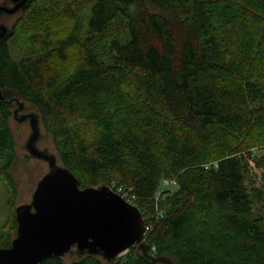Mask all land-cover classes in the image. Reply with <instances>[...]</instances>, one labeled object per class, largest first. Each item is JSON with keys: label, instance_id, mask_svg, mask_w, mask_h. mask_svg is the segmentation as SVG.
Listing matches in <instances>:
<instances>
[{"label": "trees", "instance_id": "1", "mask_svg": "<svg viewBox=\"0 0 264 264\" xmlns=\"http://www.w3.org/2000/svg\"><path fill=\"white\" fill-rule=\"evenodd\" d=\"M31 3L10 29L20 56L0 39V247L17 225V98L81 188L129 190L150 226L147 254L39 264H264V0Z\"/></svg>", "mask_w": 264, "mask_h": 264}, {"label": "water", "instance_id": "2", "mask_svg": "<svg viewBox=\"0 0 264 264\" xmlns=\"http://www.w3.org/2000/svg\"><path fill=\"white\" fill-rule=\"evenodd\" d=\"M11 1L13 5L0 4V16L26 8L30 2ZM10 34L11 30L0 22V39ZM11 102L13 118L29 124L24 148L31 158L46 162L48 170L37 181L31 200L15 206L17 225L10 245L0 247V264H39L49 257L71 254L110 261L132 245L147 254L145 219L140 209L105 183L81 188L77 177L58 162L55 153L39 148L42 134L38 114L21 112L25 103L17 98Z\"/></svg>", "mask_w": 264, "mask_h": 264}, {"label": "rangeland", "instance_id": "3", "mask_svg": "<svg viewBox=\"0 0 264 264\" xmlns=\"http://www.w3.org/2000/svg\"><path fill=\"white\" fill-rule=\"evenodd\" d=\"M2 1L4 0H0V4L2 3ZM33 3H31L30 1V6L33 5ZM30 6L28 5V7ZM22 10L12 13V15L2 14V16H0V22L6 25L8 29H11L15 20L20 16ZM15 32L16 34L13 35L12 37H10L11 34L8 36V40L12 55L15 58H18L21 54L22 48H25L30 43L28 42L25 33L19 30V25L16 26ZM110 35L112 34L110 33ZM28 111H32V110L28 107L27 108L24 107L21 110V112H28ZM11 127L16 141V152H17V157L11 172L16 182L17 196L15 203L16 205H18L22 203H27L31 200V195L36 186L37 181L48 170V167L46 162L39 159L31 158L28 155L26 149L24 148V143L29 134L28 122H18L15 118H12ZM41 134H42L41 139L38 141L39 148L41 149L46 148L50 152L54 153L52 141L50 137H46L44 135L42 126H41ZM1 162L2 161L0 160V163ZM161 188H164V185H161ZM7 198H8L7 186L4 180L0 176V226L5 224L9 217ZM70 256H74V254H71Z\"/></svg>", "mask_w": 264, "mask_h": 264}, {"label": "built area", "instance_id": "4", "mask_svg": "<svg viewBox=\"0 0 264 264\" xmlns=\"http://www.w3.org/2000/svg\"><path fill=\"white\" fill-rule=\"evenodd\" d=\"M175 183V180L174 179H171V180H167V179H164L163 180V185H164V188L165 187H169L171 186V184ZM110 188L112 189V187L110 186ZM113 190V189H112ZM116 193H118L122 198H124L126 201H128L129 203L131 204H134L135 205V195L134 194H131L129 192V190L119 186L116 188V190H114ZM150 228V226L146 225L145 224V233H144V236H143V241L145 240V234H146V231Z\"/></svg>", "mask_w": 264, "mask_h": 264}, {"label": "flooded vegetation", "instance_id": "5", "mask_svg": "<svg viewBox=\"0 0 264 264\" xmlns=\"http://www.w3.org/2000/svg\"><path fill=\"white\" fill-rule=\"evenodd\" d=\"M31 1V0H30ZM1 4H4V5H13V2L11 1V0H4V1H2V3ZM29 4H30V2H29ZM27 8V7H26ZM22 10V9H21ZM20 11V10H19ZM2 14H7V13H2ZM2 14H1V16H2ZM7 15H12V14H7Z\"/></svg>", "mask_w": 264, "mask_h": 264}]
</instances>
